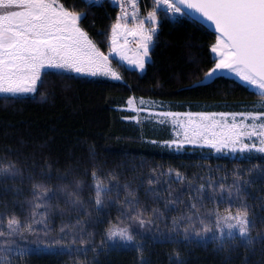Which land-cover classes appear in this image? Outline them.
<instances>
[{"label": "trees", "instance_id": "trees-1", "mask_svg": "<svg viewBox=\"0 0 264 264\" xmlns=\"http://www.w3.org/2000/svg\"><path fill=\"white\" fill-rule=\"evenodd\" d=\"M60 2L108 52L119 8ZM186 13L158 11L144 72L113 58L122 79L49 69L35 93L0 94V264H264V153L174 150L163 144L168 125L130 119L132 95L179 112H244L264 99L234 77L201 83L218 33ZM93 172L108 189L99 206ZM245 208L249 236L202 238L217 214ZM13 217L20 228L9 234ZM114 224L133 240H109Z\"/></svg>", "mask_w": 264, "mask_h": 264}, {"label": "snow or ice", "instance_id": "snow-or-ice-1", "mask_svg": "<svg viewBox=\"0 0 264 264\" xmlns=\"http://www.w3.org/2000/svg\"><path fill=\"white\" fill-rule=\"evenodd\" d=\"M98 2L85 0L86 5ZM155 3L164 6L165 14L168 11L183 13V9L192 10L214 26L218 35L211 50L219 59L215 67L205 74V81L218 72L234 73L252 90V94L264 98V0H155ZM155 15V12L150 13L147 20L154 21ZM126 17L127 13L112 25L113 52L116 51V36L122 27L121 20H126ZM83 18L82 13L68 10L60 0H0V94L16 96L35 93L38 85L43 86L42 75L47 74L49 69L92 76L102 73L119 80L120 76L109 64V56L101 52L79 27L78 22ZM132 19H135L134 15ZM143 25L144 21H141L138 26L141 40L137 45L138 50L142 49V57L132 61L141 69L144 67L143 57L148 56L156 31L150 27L148 32H144ZM123 26L126 27V23ZM131 34L135 35L136 32ZM124 58L121 55V59ZM259 104V109L248 113L188 114L190 119L184 131L185 139L189 143L203 139L217 152L230 148L233 152L255 149L264 153V99ZM217 115L220 116L219 120L213 118ZM193 116H199L200 120L191 119ZM0 171L6 172L7 169ZM92 175L96 204L99 206L102 204V192L108 189L95 172ZM41 187L34 185L38 190ZM47 191L44 189V192ZM128 203L132 205L131 201ZM191 208L195 210L196 205L192 204ZM131 210L136 211L135 207ZM247 217L246 208L238 209L234 216L231 212L223 217L217 214V224L222 221L226 223L228 237L235 238L231 230L236 229L238 235L244 238L248 235L251 223ZM130 219L139 220L141 225L144 223L139 215L131 216ZM231 220L235 223H227ZM8 227L9 234L16 233L20 228L19 221L13 217ZM23 230L31 231L32 226L26 225ZM204 230L209 231L208 228ZM108 231L109 239L119 237L126 242L133 240L127 228H119L114 224ZM4 235L0 231V236Z\"/></svg>", "mask_w": 264, "mask_h": 264}, {"label": "rangeland", "instance_id": "rangeland-1", "mask_svg": "<svg viewBox=\"0 0 264 264\" xmlns=\"http://www.w3.org/2000/svg\"><path fill=\"white\" fill-rule=\"evenodd\" d=\"M154 2H155V0H154ZM135 7H136V9H135V12L133 14L135 16V19H132V17H133V15H132L130 18H126V20H124V19L121 20L122 27L118 30V33L116 36V42H117L116 51L115 52L112 51V47H113L112 46V29L110 32V48H109V51L106 53L102 51L105 55L109 56V64L113 70H115V69L113 68V66L110 63V61H112L113 58L118 59L120 62L126 64L128 67L138 69L140 72H144L146 70L147 62L151 60L152 44L154 42L155 35L157 34L158 29H159L158 11L160 9H164V6H157L155 3L154 8L146 14L141 13L140 8L137 6V4H135ZM181 7L183 9V6H181ZM186 10L187 9H183V13H186ZM152 12H155V14H156L155 20L154 21H148L147 17ZM168 13L171 14L172 16L183 14V13H174L172 11H168ZM141 21H144V25H143V31L144 32H148L150 27L155 28V30H156L155 33L153 34V39H152V42L150 43V46H149V54L147 57H143V60H144L143 69L139 68L136 63H132V61H137L139 58L142 57V49L138 50V47H137L138 43L141 40V33L138 30V26L140 25ZM125 23H126V27L123 26ZM133 31L136 32L135 35L131 34ZM215 44H216V41L214 42L213 45H215ZM121 55H123V57H125V58L121 59ZM212 55L216 60L219 59V57L216 54H214L213 52H212ZM112 63H113V61H112ZM214 67H215V65L212 68H214ZM209 71H207V72H209ZM69 72H71V71H69ZM82 75L92 76V75L87 74V73H82ZM97 75H104V74L101 73V74H97ZM218 75H226V76L234 77L237 80H239V78L234 73H230L227 71L218 72L210 80H212L213 78H215ZM105 76L112 78L111 75H105ZM204 78H205V76H204ZM204 78L202 79V81H204V82L210 81V80L205 81ZM27 94H33V93H27ZM18 95H20V94H18ZM128 108L133 110L135 113L133 117H130V119L137 120L140 123L151 122V123L155 124L154 126L168 125L169 131H170V136H169V138H167L166 140L163 141V144H165L167 147H169L171 149L181 150L187 145H192V146L209 147L214 152H217L215 148L210 147L207 143L204 142L203 139H197L196 142H194V143H189L186 141L184 131H185V128L188 126V121L190 119L188 114H196V113H206V114H212V113H216V114H220V113H229V114H232V113H248V112H253L256 109H259L260 104L259 103L257 104L256 109L244 111V112H190V111L179 112V111L164 110V109L159 108L158 102L156 100L141 97V96L132 95V97L129 99ZM165 114H172V115H165ZM213 118L216 120H219L220 116L217 115ZM191 119H194L198 122L200 120V117L199 116H193V117H191ZM237 119H239V117H237ZM228 120H229V122H231V116L228 117ZM189 136H191V132H189ZM245 142H248V141L245 140ZM237 147H239V145ZM237 152H240V151L233 152L230 148H225V149H222V151H220L219 153H231V154H233V153H237ZM246 152H259V151L252 149L250 151L245 150L242 153H246ZM231 214L234 216L236 213L231 212ZM226 215H228V213L222 215L221 217L226 216ZM247 218L249 220V217H247ZM227 223H235V221L231 220V221H227ZM119 228H124V227H119ZM228 231H229V229L227 228L225 222L222 221L219 225L216 222V224L214 225L213 228L209 229V231L204 232L203 235H201V236L204 239H212L213 237L221 238L224 236H228L227 235ZM231 231H233V233L235 235H238V232L236 229H233ZM128 232H129V234H131L129 230H128ZM249 234H250V227H249V232H248L247 236H249ZM109 240H111L112 242H118V243H125L126 242V241L119 239V237L114 238V239H109Z\"/></svg>", "mask_w": 264, "mask_h": 264}, {"label": "built area", "instance_id": "built-area-1", "mask_svg": "<svg viewBox=\"0 0 264 264\" xmlns=\"http://www.w3.org/2000/svg\"><path fill=\"white\" fill-rule=\"evenodd\" d=\"M102 1L103 0H99V2ZM137 1L138 0H111V2L119 8V12L122 16L127 13L126 18H130L134 14L136 7H133V2L136 4Z\"/></svg>", "mask_w": 264, "mask_h": 264}, {"label": "water", "instance_id": "water-1", "mask_svg": "<svg viewBox=\"0 0 264 264\" xmlns=\"http://www.w3.org/2000/svg\"><path fill=\"white\" fill-rule=\"evenodd\" d=\"M188 10V9H187ZM189 11V13L195 18V19H197V20H199L200 22H202V23H204V24H206L208 27H210L213 31H215L214 30V26H211V22H208V21H206L204 18H202L198 13H195L194 11H192V10H188Z\"/></svg>", "mask_w": 264, "mask_h": 264}, {"label": "crops", "instance_id": "crops-1", "mask_svg": "<svg viewBox=\"0 0 264 264\" xmlns=\"http://www.w3.org/2000/svg\"><path fill=\"white\" fill-rule=\"evenodd\" d=\"M79 23V22H78ZM79 27H81V25L79 24ZM82 28V27H81ZM83 29V28H82ZM84 30V29H83ZM85 31V30H84ZM86 32V31H85ZM87 33V32H86ZM88 37L90 38V36L88 35ZM91 39V38H90ZM92 40V39H91ZM95 44L96 42L94 40H92ZM97 45V44H96ZM98 47V45H97ZM99 48V47H98ZM100 49V48H99ZM100 51L102 52V50L100 49ZM111 65L113 66V68L116 70L117 74L120 76V79H122V75L121 73L116 69L114 63H112V61H110ZM96 76H105V75H96ZM108 77V76H107Z\"/></svg>", "mask_w": 264, "mask_h": 264}]
</instances>
